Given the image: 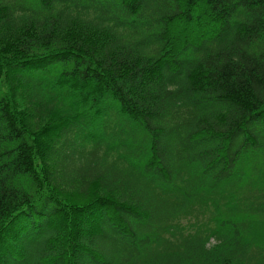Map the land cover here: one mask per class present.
<instances>
[{"label":"trees","instance_id":"16d2710c","mask_svg":"<svg viewBox=\"0 0 264 264\" xmlns=\"http://www.w3.org/2000/svg\"><path fill=\"white\" fill-rule=\"evenodd\" d=\"M0 264H264V0H0Z\"/></svg>","mask_w":264,"mask_h":264},{"label":"rangeland","instance_id":"374dc122","mask_svg":"<svg viewBox=\"0 0 264 264\" xmlns=\"http://www.w3.org/2000/svg\"><path fill=\"white\" fill-rule=\"evenodd\" d=\"M214 242V241H213Z\"/></svg>","mask_w":264,"mask_h":264}]
</instances>
